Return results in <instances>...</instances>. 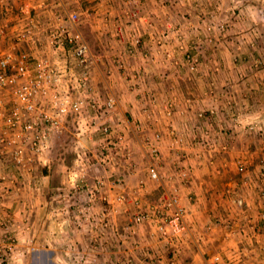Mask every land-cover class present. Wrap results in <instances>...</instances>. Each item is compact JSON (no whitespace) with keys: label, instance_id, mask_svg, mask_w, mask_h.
Segmentation results:
<instances>
[{"label":"crops","instance_id":"crops-1","mask_svg":"<svg viewBox=\"0 0 264 264\" xmlns=\"http://www.w3.org/2000/svg\"><path fill=\"white\" fill-rule=\"evenodd\" d=\"M53 1L54 4L50 5L52 11L79 12L82 26H86L96 40L98 51L92 52L99 62L94 67V82L103 99H108L109 95L118 99L115 112L106 118L112 130L109 142L114 143L123 137L134 148L133 155L136 163L140 164L145 157L142 146L153 133L159 132L163 136L165 154L172 128L185 138L194 166L192 183L184 189L181 200L189 231L172 246L158 243L150 237L154 228L152 224L141 225L136 236H131L123 230L137 210L129 203L121 208L113 221L114 227L121 231V244L118 246L114 230L102 234V230L94 229V225L89 223H85L81 229L77 228V222L82 219L78 214L84 211V206L92 208L93 216L97 217L103 205L102 201L98 198L94 200L85 191L69 193L70 201L74 204L73 215L67 221L57 220L61 221L60 224L57 221L54 223L50 219L52 211L63 206L53 202L54 194H58L60 188H66L67 169L75 163L77 155L68 164L62 156L53 162L47 154L46 163L23 172L0 158V176L6 175L15 180L13 186L7 185L9 193L0 190V251L10 237L15 240L17 259H21L19 263L42 251L53 257L55 264H120L128 260L132 261L131 264H264V57L253 56L249 41L218 43L216 51L220 55L221 68L209 63L191 76L182 71L184 69L175 68L166 74L165 67L160 64L161 55L156 52L151 37L144 38L142 53L130 57L127 54L129 46L126 41L117 38L116 28L122 22L125 33H128L125 13L130 11L147 16V21L139 24L141 32L145 34L151 31L162 33L169 27L172 32L179 24L185 28L188 25L184 21L189 20L191 32L200 33L204 31L203 20L208 15L206 9L191 10L193 0L184 1L186 6L183 3L177 5L173 0ZM201 1L213 7L212 11L216 8L227 9L231 5L230 0ZM260 1L264 4V0ZM201 3L196 0L194 7H201ZM242 3V9L231 14L227 12L226 17L223 15L225 21L226 18L237 19V24L232 28L237 37L255 33L244 27L243 30L238 20L251 23L255 19L251 5L256 0H244ZM178 7L180 9L177 10ZM186 7L187 11L184 10ZM51 13L50 10H41L35 17L44 23ZM242 15L243 18H240ZM14 16L18 24L16 13ZM172 42L177 45L176 40ZM9 44L7 41V48ZM230 47L243 52L240 56L227 57L226 52ZM258 49L264 52V44L260 43ZM145 55L149 58H145ZM150 56L154 62L150 61ZM116 61H122L133 73V70L138 71L142 67L143 70L138 73L139 79L127 80V75L118 69ZM213 82L217 86V99L210 106L217 107L218 112L199 120L197 114L205 111L208 103L205 89ZM169 98L177 100L171 119L165 117L162 109V102ZM229 100L232 101L231 105ZM146 109L153 113L152 120H146ZM72 122L67 123L64 134L71 136L73 144L92 153L97 163V158L102 156L96 154L103 142L101 134H91L87 129L84 135H80L76 130L77 125ZM255 123L263 130L262 133L257 129H247L248 124ZM140 124L145 126V130L138 138L130 132L129 127ZM207 128L218 132V147L228 145V151L221 152L219 148L213 152L203 150L196 138ZM198 154L202 156L201 159ZM211 160H214L213 165L210 164ZM238 162L245 163L246 170L242 173L238 170ZM90 165L94 169L90 170L88 182L93 186L97 165ZM125 172L120 169L109 174L105 172L104 177L112 180L124 176L128 193L140 180L146 181L149 188H157L144 173L127 172L125 175ZM113 191L107 186L110 200L114 198V193L121 190ZM153 192L143 195V198L151 199ZM238 200H243L242 206H239ZM216 257L220 261L216 262Z\"/></svg>","mask_w":264,"mask_h":264},{"label":"built area","instance_id":"built-area-1","mask_svg":"<svg viewBox=\"0 0 264 264\" xmlns=\"http://www.w3.org/2000/svg\"><path fill=\"white\" fill-rule=\"evenodd\" d=\"M53 4L52 0H0V158L12 163L19 172L31 171L35 166L46 163L45 157L52 149V141L64 135L70 119L77 125L80 135H84L87 129L91 134L98 132L103 139L100 146L103 154L97 158L98 164L93 156L88 161L89 157L77 154L75 163L67 169L66 188H60L59 193L54 194L53 202L63 205L61 209H55L56 213L62 215L58 220L67 221L73 215L74 204L70 201L69 193L85 191L94 200L98 198L102 201L103 205L97 217L93 216L92 208L84 206V211L78 214L82 219L77 222V228L81 229L85 223H89L94 225V229L102 230V234L114 230L119 246L121 231L114 227L113 221L121 208L132 203L137 210L123 230L136 236L141 225L152 224L154 228L150 237L158 243L172 246L189 231L181 200L184 189L192 183L194 166L185 138L172 128L167 154L164 152V138L158 132L148 137L142 146L147 178L157 188H149L146 181L140 180L132 192L128 193L124 176L112 180L104 177L105 172L109 174L119 169H127L128 172L135 170L130 143L123 137L114 143L109 142L112 130L106 118L115 112L118 99L109 95L108 99L100 103L102 95L94 82V67L99 60L81 32L80 14L73 10L66 13L52 11L50 5ZM41 10L52 12L47 22H39L35 17ZM15 13L19 23L14 26ZM125 14L128 33H125L121 22L116 28V36L120 41H126L130 57L142 53L143 40L149 36L154 40L156 52L161 55L160 64L166 69L185 66L190 71H198L199 54L190 52V48L181 42L172 44V40L181 39L176 38L180 30L171 32L169 30L172 28L169 27V30L162 33L151 31L145 34L141 32L139 24L147 21V16L130 11ZM7 41L10 42L8 48ZM179 52L183 55L182 60L178 57ZM145 58H149L148 55ZM150 61L154 62L152 56ZM115 64L127 75V80H138V73L143 70L139 67L133 73L122 61H116ZM213 94L214 91L209 92L210 96ZM175 99H166L162 104L168 119L175 113ZM228 103L231 105V101ZM144 111L146 120H152L153 113L148 109ZM217 112V107L212 106L200 111L198 118L204 120ZM246 127L249 131L257 129L263 132L257 123ZM207 129L200 132L196 141L203 150L213 152L219 148V138L215 132ZM129 130L139 138L145 126H130ZM219 149L226 152L229 147L221 145ZM198 158L202 156L198 154ZM90 164L97 165L93 186L88 182L90 170L94 169ZM210 164L213 165L214 160ZM162 165H168L165 174ZM237 167L241 173L246 170L243 162H238ZM14 184L13 178L0 176V190L9 193L7 185ZM107 186L112 191H121L114 193V198L110 200ZM155 190L160 192L157 200L144 204L143 195ZM243 203V200H238L239 206ZM8 240L5 248L0 251V264H19L14 248L15 240L10 237ZM218 261L220 258L216 257ZM131 262L121 261L120 264Z\"/></svg>","mask_w":264,"mask_h":264},{"label":"rangeland","instance_id":"rangeland-1","mask_svg":"<svg viewBox=\"0 0 264 264\" xmlns=\"http://www.w3.org/2000/svg\"><path fill=\"white\" fill-rule=\"evenodd\" d=\"M173 1H176L177 5H179L180 3H183L186 6V3L184 1L190 2L192 0H173ZM193 1H194L193 2V8L191 10L196 11L197 9L198 10L206 9L205 13H207L208 17L205 21L203 20V28H204L205 32L203 30H201L200 33H195V32L192 33L191 29L189 27V22L191 20L184 21L187 23L188 26L183 28L182 25H180V24L177 25V28L175 29V31L179 32V30H180L181 32H179V35L176 38L178 39L179 37H181V39H178L176 41L181 42L182 44L189 47L190 49H188V50L190 52H193V53L197 52L199 54V63L200 64H199L198 71H196V72L190 71L189 67H185V66L184 67H182V66L176 67L177 70L184 69L182 71L189 73V75L191 76L193 74L199 73V70H202L204 67H207V64H209V63L214 64L216 68H218V66L221 68V65L219 64L220 63V60H219L220 55H219V52L216 51L218 49V48H216V45L218 43L222 44L224 42L225 43H233V42H237V41H241V42L249 41L251 44L249 46V48H250L253 56H255L256 58H260V59H261V57H264V52L262 50L259 51V49H258V45H260V43L264 44V4L261 3L262 1L256 0V3H252L253 5H251V6H252V9L255 11L254 12L255 19H252L251 23H249L247 21H243V19L238 20V22L241 25L243 30H244V28H246V29H251L255 32V33H252V35H250V36H247L246 33L244 35L241 34V37H237L236 33L232 31L233 25L237 24V22H236L237 19L226 18V21H225L223 15L226 17V15H228V14H226L227 12L229 14H231L232 11H237L239 8L242 9V5L244 4L242 2L244 0H233V2H231L232 0H230V3H231L230 8H227V9L216 8L214 11H212L213 7H211L208 3H204L201 0H200V3L202 2L201 7H199L200 5L198 6L199 8L194 7V5L196 4V0H193ZM238 1L240 3H237ZM187 8L188 7L184 8V10L187 11L186 10ZM178 9H180V8L178 7L177 10ZM189 9H190V7H189ZM235 17H236V15H235ZM240 18H243V15H242V17L240 16ZM243 22H245L244 25H243ZM15 25H17V23H15L14 26ZM227 27H229V28H227ZM193 28L195 29V27H193ZM198 47H200V48H198ZM228 50L229 51L226 52L227 57H232V56H236V55L240 56V53L243 52V50H237L234 47L232 49L230 47V49H228ZM178 57L181 58L180 60H182L183 55L180 54V52H179ZM258 68H261V66L258 65ZM172 69H174V67ZM165 70L167 71L166 74L171 71L169 69V67H167V69L165 68ZM216 87H217L216 82H213L210 84V86L208 85V87L205 89L206 90L205 95H207L206 100L208 102L206 110L209 109L210 107H212L210 105L212 103H214L215 100L217 99L215 97L216 96V94H215ZM210 91H214V94L211 96L209 95ZM103 98L104 97L101 96V100H105ZM165 100L166 99H164L162 104L165 102ZM188 100H190V99L188 98ZM229 101H231V100H229ZM231 103H232V101H231ZM197 119H199V118H197ZM70 120L73 121L72 119H70ZM228 121H229V119H228ZM72 124H74V121L72 122ZM76 130H77V128H76ZM215 133L219 136L218 132H215ZM220 133H223V132H220ZM96 134H99V133L97 132ZM65 135L66 134H64L61 138L55 139L52 141L53 146H52L51 151L48 153L50 156L49 159L51 157L52 158L53 157L59 158L62 156L64 158H66V161H67L66 163L70 164L72 157L74 155H77V154H86L85 155L86 157L92 158V156H93L92 153H90L89 151L86 152L87 150H84L82 147H79L73 143H72V145H65V144L62 145V141L64 140L63 138L65 137ZM62 148L64 151L63 153H61L62 151H60ZM133 152L135 153L134 148H132V154H134ZM96 154H98V157L101 156V154H103L101 147L100 148L98 147V149L96 150ZM132 160L134 161L133 163H136L137 159L134 157V155H133ZM49 165H50V163H49ZM167 168H168V165H162L161 166L163 174H165L167 172ZM145 169H146V162L144 159V161L140 162V164L136 163L135 164V170L134 171L131 170L130 172L134 173V174L138 173L141 175H142V173H144L145 175H147ZM126 171L128 172L127 169H126ZM127 172H125V175L129 173V172L128 173ZM154 192H153L154 195H150V196H152L151 199L150 198L147 199L146 197H144V198L142 197L144 204L146 202H154L157 200L160 192L158 190H155ZM157 192H159V193H157ZM54 205L55 204L53 203V206ZM61 216H62L61 214L56 213L55 211H52L50 219L54 223H56L58 218H60ZM57 224H60V222L57 221ZM49 256L50 255L46 252H42V251L38 252L37 251L33 254L32 257L22 260L19 264H55V260L53 259V257H51L52 258L51 259ZM18 260L20 261L21 259H18Z\"/></svg>","mask_w":264,"mask_h":264},{"label":"trees","instance_id":"trees-1","mask_svg":"<svg viewBox=\"0 0 264 264\" xmlns=\"http://www.w3.org/2000/svg\"><path fill=\"white\" fill-rule=\"evenodd\" d=\"M80 29H81V32L83 33V36H84L85 40L87 41V43L91 47V49L94 52H97L98 49H97V46H96V40L93 37V35L90 33V31L88 30V28L86 26H84V25L82 26V24H80ZM63 139L64 140L62 141V145L63 144H65V145H72V140L73 139L71 138L70 135H65V137ZM60 151H62L61 153H63L64 152L63 151V148ZM52 159H53V162H55L54 160L57 159V158L53 157ZM157 193H159V192H157ZM159 195H160V193H159Z\"/></svg>","mask_w":264,"mask_h":264}]
</instances>
